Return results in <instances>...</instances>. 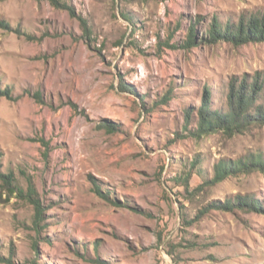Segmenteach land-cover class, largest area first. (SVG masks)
<instances>
[{
	"label": "rangeland",
	"instance_id": "rangeland-1",
	"mask_svg": "<svg viewBox=\"0 0 264 264\" xmlns=\"http://www.w3.org/2000/svg\"><path fill=\"white\" fill-rule=\"evenodd\" d=\"M53 1L0 0V162L42 208L36 226L0 182V264H264V210L205 211L264 207V170L203 184L221 160L264 158V125L187 130L205 90L218 108L232 78L264 75V41L207 42L213 18L264 0Z\"/></svg>",
	"mask_w": 264,
	"mask_h": 264
},
{
	"label": "trees",
	"instance_id": "trees-1",
	"mask_svg": "<svg viewBox=\"0 0 264 264\" xmlns=\"http://www.w3.org/2000/svg\"><path fill=\"white\" fill-rule=\"evenodd\" d=\"M55 5L54 1L51 0ZM68 8V7H64ZM72 14L74 12L68 8ZM82 29L87 38H90V27L87 20L79 19ZM194 25V24H193ZM190 27L187 46L194 42V28ZM208 43L217 41L229 42L233 45L244 44L246 42L264 41V10L241 14L237 21H226L221 23L217 18L212 19L208 31ZM8 87L1 89L0 95L10 96ZM224 105L215 108L211 104L210 92L205 90L201 98V105L197 109V118L192 129L188 132L201 137L217 131L225 132L227 135L240 133L251 125H264V75L257 72L251 77L244 76L241 79L232 78L228 83L227 90L223 93ZM190 112L187 113V116ZM189 120V119H188ZM2 153L0 151V160ZM255 170H264V158L260 154H247L238 157L234 161L221 160L214 167V175L209 180L203 181V184L221 181L227 175L251 172ZM0 182L4 190L9 194H16L28 199L35 207V225H40L42 220V208L38 202L35 186L31 181L27 183L26 188L16 183L12 172H3L0 162ZM183 187L189 189L188 178H185ZM217 206L218 208L232 211L234 208L244 210H264V207L258 203V200L249 194H237L232 198L222 201H214L206 206ZM6 260L0 254V262ZM10 261V259H8Z\"/></svg>",
	"mask_w": 264,
	"mask_h": 264
}]
</instances>
